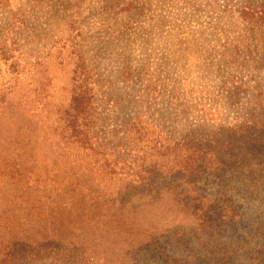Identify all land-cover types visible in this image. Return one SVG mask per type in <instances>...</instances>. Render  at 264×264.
Instances as JSON below:
<instances>
[{"label":"rangeland","instance_id":"374dc122","mask_svg":"<svg viewBox=\"0 0 264 264\" xmlns=\"http://www.w3.org/2000/svg\"><path fill=\"white\" fill-rule=\"evenodd\" d=\"M2 1L0 36L35 69L23 106L0 112V260L264 264V131L247 122L264 116V27L239 16L264 0ZM222 35L235 44L221 47ZM86 69L97 80L91 148L68 140L62 115ZM140 115L149 137L215 143L225 167L196 174L211 201L203 226L164 193L181 182L163 176L175 161L137 153L146 143L127 129ZM142 161L160 167L148 187L133 182Z\"/></svg>","mask_w":264,"mask_h":264},{"label":"trees","instance_id":"16d2710c","mask_svg":"<svg viewBox=\"0 0 264 264\" xmlns=\"http://www.w3.org/2000/svg\"><path fill=\"white\" fill-rule=\"evenodd\" d=\"M263 8L264 7L261 5H252L247 2L239 10V16L243 22H246V25L264 27ZM7 36H5V38L0 36V75L2 72L6 74V80L4 82L2 81L3 83H0V112L9 110L11 114H15V110L23 106L21 98L19 97V86L26 76L32 74L35 69V64L28 62L21 55H19L20 42L15 38L10 39V37ZM221 37L224 39L221 47L224 48L233 43L235 44L234 37L231 38L227 35H222ZM234 48L236 49V52H239L236 45ZM247 48L250 49V47ZM80 55L83 56L82 51H80ZM77 67L78 66L76 65L74 73H76ZM148 69H150V66L147 67L145 75L154 73V69L151 73H148ZM133 75L134 71L131 66L127 65L122 68L121 76L125 82L128 83L132 79ZM80 77H83L81 83L74 80V86L71 89L69 99V107L62 115H64L63 121L69 133L68 140L73 138V141L79 143L81 146L84 145L87 148H91L90 143L92 144V142L90 140L92 137L94 138V136L90 134L89 127L95 120L94 107L97 94L94 92V87L96 85H94V83L97 82V80L92 83V75L87 69L79 73L77 78ZM148 87L149 86L145 88ZM142 118V115H140V117L135 116L128 121L129 124L127 132L130 131L134 134L136 142L145 141L146 143H143V151L141 152V150H139L137 153L143 155V157H145L147 153H152L151 157L156 159L175 161L172 165L173 167L168 168L166 171L167 175L163 176L169 178L175 177L181 179V182L178 185H173L175 187L165 190L164 193L174 195L177 203L192 216L201 214V216L196 217V219L197 222L203 226L205 222L203 219L204 214L211 212V209L209 208L211 201L206 195L199 192L201 191L199 182L202 179H205L203 177L204 175L196 174L215 173L223 166L225 167V163L219 157L220 153H215V148L207 146V144L213 143L210 139H206V142L193 141L190 136L186 135L179 141L171 140L166 137L163 139L165 140L164 142L158 137H149L148 132L146 131L147 123L143 120L141 121ZM247 122L252 126L250 130H260V133L264 131V116ZM238 126L239 125L235 126L234 129L236 132L241 133L239 135L240 137H242V134L249 133L244 131L241 127L239 129ZM157 135L161 136L159 134ZM210 136H212V134ZM243 138L245 140L250 139L249 137H242V139ZM238 157H240V155ZM154 163L157 164V161ZM241 163L242 162L239 161L237 164L240 166ZM141 164L142 165L139 166V169L143 175H133V182L138 183L140 186L145 185V187H148L151 182L148 179V177L152 174L151 170L154 169L155 171H160V169H158L160 167L153 164L144 167L143 161ZM51 251L52 249L50 248L37 249L32 253V256L34 258L45 254L49 255ZM56 252L61 253L62 251L58 249ZM5 257L0 260V264H12L11 261L13 260V257H8L6 259L9 261H6Z\"/></svg>","mask_w":264,"mask_h":264}]
</instances>
